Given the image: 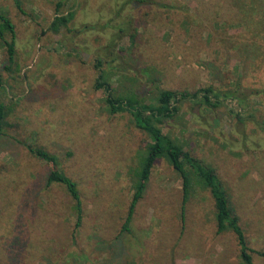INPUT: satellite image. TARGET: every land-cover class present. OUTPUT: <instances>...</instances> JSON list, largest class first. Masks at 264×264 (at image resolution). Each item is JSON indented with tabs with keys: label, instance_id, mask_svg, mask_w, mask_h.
Returning a JSON list of instances; mask_svg holds the SVG:
<instances>
[{
	"label": "rangeland",
	"instance_id": "1",
	"mask_svg": "<svg viewBox=\"0 0 264 264\" xmlns=\"http://www.w3.org/2000/svg\"><path fill=\"white\" fill-rule=\"evenodd\" d=\"M0 11L16 34L9 67L0 41V264H240L234 233L216 232L207 190L193 188L181 220L182 180L164 158L122 231L149 138L96 88L110 67L115 95L134 90L148 102L159 88H232L240 74L243 91L258 90L246 105L185 101L162 127L215 168L249 246L264 249V42L257 55L238 49L251 38L230 0H0ZM57 12L72 18L53 32ZM26 143L56 154L77 183L75 231L71 196L47 185L49 165Z\"/></svg>",
	"mask_w": 264,
	"mask_h": 264
},
{
	"label": "trees",
	"instance_id": "2",
	"mask_svg": "<svg viewBox=\"0 0 264 264\" xmlns=\"http://www.w3.org/2000/svg\"><path fill=\"white\" fill-rule=\"evenodd\" d=\"M235 8L239 21L245 24V32L250 35V40L240 41L238 49L244 53L259 54L264 42V0H230ZM57 6H60V2ZM59 11V9H57ZM72 18V13L62 14L57 12L52 19L49 30L58 32L65 27ZM0 41L6 49V67L15 62L16 34L14 24L9 16L0 11ZM245 58H248L246 56ZM100 70L96 79V88H102L106 93L105 101L110 113L128 112L134 125L143 130L149 141L139 149L141 155L138 168L132 174V194L128 210L122 225V231H130V222L134 209L142 198L154 162L164 158L180 176L182 180L181 220H184V209L187 200L195 186L207 190L213 202L216 232L230 230L234 233L240 264H254L253 253L264 257V249L256 250L249 246L244 230L240 224L239 215L230 198V194L215 168L204 162L186 148V143L172 137L163 131L166 120L178 115L181 103L185 101L207 108H216L225 100L238 99L246 105L247 95H254L258 90L249 93L241 89L239 75L232 88L219 89L213 84L195 90H173L159 88L153 101H145L134 90L124 94H114V89L109 79L113 70ZM3 86V77L0 74V88ZM8 109L0 102V134L6 124ZM26 149L35 157L44 160L49 165L47 185L61 184L72 198V209L75 215L74 231L80 226L82 220V199L77 183L59 167V158L41 146L31 143L25 144Z\"/></svg>",
	"mask_w": 264,
	"mask_h": 264
}]
</instances>
